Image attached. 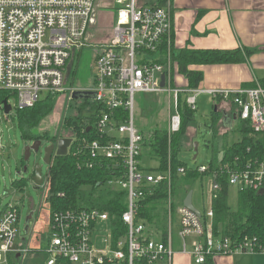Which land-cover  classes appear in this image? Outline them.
Masks as SVG:
<instances>
[{"label":"built area","instance_id":"2783aa9c","mask_svg":"<svg viewBox=\"0 0 264 264\" xmlns=\"http://www.w3.org/2000/svg\"><path fill=\"white\" fill-rule=\"evenodd\" d=\"M97 2L0 0V92L10 94L8 104L11 98L16 99L15 107L10 104L11 114L14 109L32 108L49 96L56 99L64 95L72 99L77 90L67 85L76 57L89 47L88 33ZM120 3L125 6L117 12L112 40L96 46L93 87L88 91L95 95L87 117L91 121L86 128V131L90 128L86 132L88 136L77 138L74 133L68 136L58 133L51 141L56 145L61 138H72L68 155L72 147L81 169H93L107 161L124 169V173L109 184L128 192L127 210L122 215L125 230L122 234L113 226L111 214L98 209L50 212L48 264H159L170 260L174 254L171 189L166 237L140 217L138 201L144 197L147 186L165 180L170 186L171 172H150L142 165L143 134L135 126L136 96L162 93L170 96L167 132L171 137L182 125L180 97L184 95L187 107L196 112L198 97L203 91L172 86L173 17L170 9L155 7L152 0H120ZM163 74L166 75L164 88L161 87ZM208 93L215 102L218 98H233L235 111L227 107L231 117H236L232 126L235 121L249 123L255 134H264L263 84L236 92ZM215 105L218 110L220 104ZM3 108L2 104L0 115L7 116ZM221 127L228 132L232 128L226 127L224 120ZM225 158L226 153L216 166H200L195 170L205 176L202 186L211 196V210L199 217L183 205L176 212L182 250L187 252L191 246L196 264H205L216 254L264 253L257 238L216 239L213 228L209 230L207 221L210 219L213 226L215 217L213 203L225 184L239 191L264 192V157L249 149L247 154L226 161ZM179 172L185 175L186 169ZM204 190L199 192L203 202ZM194 206L197 208L196 204ZM20 226L18 202L0 210V264L14 252ZM189 240H193L192 244Z\"/></svg>","mask_w":264,"mask_h":264},{"label":"trees","instance_id":"16d2710c","mask_svg":"<svg viewBox=\"0 0 264 264\" xmlns=\"http://www.w3.org/2000/svg\"><path fill=\"white\" fill-rule=\"evenodd\" d=\"M155 7H166L168 0H152ZM173 39V38H172ZM252 51L240 49L233 51L225 50H196L185 48L174 54L173 60L177 64V71L184 76L188 82V89H199L204 80V74L200 71L192 70L193 66L201 65H232L246 63ZM174 76V73H173ZM174 78L172 86L174 87ZM264 85V80L260 81ZM256 84L246 86V89L254 88ZM8 92H0V106L9 100ZM55 98L49 96L40 100L34 107L23 110H16L13 121L16 118L19 122L24 139L36 141L42 138L35 137L33 130L45 117L50 115L54 108ZM222 111H228L227 107L233 105V98L224 100L218 98ZM180 110L182 125L178 133L169 137L167 126L164 128H154L147 134H143L141 157L148 156L159 163L155 171L166 173L171 172V184L168 180L158 185L149 184L144 191L143 198L138 201L140 217L148 223L149 227L167 235L168 230V193L171 189L173 205V216L184 202L190 191H193L197 181L203 183L204 175L199 174L196 169H190L179 162L178 156L185 142H188L191 132L198 128L195 112L186 105L185 100L180 97ZM224 112H213L209 117L208 130L214 139L220 135H227L228 131L221 128L224 120ZM91 123L87 117L65 116L62 120V128H72L77 138L88 136L86 128ZM195 130V131H194ZM237 132L240 140L228 145L225 149L226 158H234L238 155L247 154L250 149L252 153L263 158L264 154V134H255L249 123H241ZM61 134V133H59ZM61 136V135H60ZM191 137V136H190ZM217 155L213 159L212 167L217 165ZM79 158L72 154L66 157L54 156L50 164L47 184L51 193L49 198L51 212L60 210L78 209H98L109 212L113 218V226L124 233L122 215L127 210L128 192L117 186L110 185L113 181L124 173L123 168H119L112 161H107L103 165L93 169L79 168ZM24 165V161H23ZM185 168L186 174H180L179 170ZM17 189L22 191L25 182L15 183ZM15 186V187H16ZM230 188L225 184L218 199L213 203L215 217L213 220V234L219 238H257L264 247V192H254L242 190L239 192L238 209L232 210L229 205ZM120 232V233H121ZM212 257L207 259L208 264H213Z\"/></svg>","mask_w":264,"mask_h":264},{"label":"rangeland","instance_id":"374dc122","mask_svg":"<svg viewBox=\"0 0 264 264\" xmlns=\"http://www.w3.org/2000/svg\"><path fill=\"white\" fill-rule=\"evenodd\" d=\"M124 6L125 3L121 5L120 0H98L93 23L88 33L87 42L89 47L76 57L68 87H73L77 91L92 89L96 46L109 43L112 40L117 22V12ZM171 54V75H173L174 67L177 65L173 60L175 54L173 44ZM174 84L176 85V77L174 78ZM182 99L185 100L184 95H182ZM170 101V96L165 93L159 95L138 94L136 96L135 112L136 129L142 134H147L154 128L166 127ZM9 102L15 107L16 99L11 98ZM54 102L52 113L41 120L38 127L33 130L35 137L40 136L42 138V146L38 153L32 151L26 164L29 167L26 174L23 173V159L27 145L33 144V141L24 139L18 119L16 118V121H13L12 116L16 113L15 109L9 117L0 115V210L8 204L16 202L19 203L21 210V226L16 240V254L11 255L10 260L4 257L3 260L6 259L4 264H48L51 258L49 253L51 232L48 229L51 193L47 185L50 166L44 162L45 149L52 145L51 138L58 133H64L66 136L73 135L74 130L72 128L61 129L63 118L65 116L88 117L91 114L90 104H92V100H73L60 95ZM197 108L195 112L196 122L198 123L196 134L194 132L190 133L189 141L184 143L178 156L179 162L190 169L211 166L216 155L218 156L217 161L218 159L222 160L226 147L240 140L237 132L240 123L237 121H235L231 131L227 132V135H220L217 139L213 138L207 125L209 124V117L217 111V106L212 104L210 97L200 95ZM195 144H198L197 151L195 150ZM36 165L41 166L44 179L43 185L37 190L33 188L31 182ZM142 165L149 171H155L159 167V163L148 156L143 157ZM19 172L22 173L18 174ZM156 173L158 172L156 171ZM21 181L25 182V187L22 191H19L15 183ZM203 190L202 182L197 181L193 189L194 203L200 209L202 215L212 208L211 196H208L207 190H204L206 195L204 193V202L202 201L199 192ZM239 190L237 187L230 189L229 205L235 211L238 209ZM201 201L205 206L200 205ZM31 202L34 204L33 209ZM32 211L35 213V217L30 220L28 232H26L27 219ZM178 223V217L175 214L173 216L175 238H177ZM203 224L206 225L204 220ZM207 225L209 230L213 228L210 219H208ZM22 248L24 252H21ZM18 251L21 253H18ZM18 254H21L19 259L17 258Z\"/></svg>","mask_w":264,"mask_h":264},{"label":"crops","instance_id":"0c3cea01","mask_svg":"<svg viewBox=\"0 0 264 264\" xmlns=\"http://www.w3.org/2000/svg\"><path fill=\"white\" fill-rule=\"evenodd\" d=\"M166 7L173 17L175 54L185 48L252 51L246 63L191 68L204 74L199 87L203 91L200 95L210 97L213 105L218 103L208 93L210 91L236 92L251 84L257 86L264 80V0H168ZM175 77V87L186 89L188 82L178 73L177 65L174 67V76L172 75V78ZM217 111L231 117V113L222 111L220 107ZM177 228L179 232V224ZM189 242L192 244L193 240ZM192 250L189 246L187 252H183L177 233L172 258L159 264H196ZM14 253L16 254V243L14 252L7 259L10 260ZM17 258H20L19 254ZM211 261L213 264H264V253L216 254Z\"/></svg>","mask_w":264,"mask_h":264},{"label":"water","instance_id":"95a60500","mask_svg":"<svg viewBox=\"0 0 264 264\" xmlns=\"http://www.w3.org/2000/svg\"><path fill=\"white\" fill-rule=\"evenodd\" d=\"M71 70V68H70ZM69 70V72H70ZM166 85V75L163 74L162 75V83H161V87L164 88ZM95 98V95L92 92H88V91H75L72 95V99L73 100H92ZM4 112L7 116H9L11 114L12 111V107L10 104H8L7 101L4 102ZM233 120H236V117H230V115L226 114L225 115V125L226 127H231L232 126V122ZM90 128L87 129L86 132H89ZM73 140L72 138H61L58 143L52 144L51 146H49L48 148L45 149V159L44 162L50 166L52 158L54 155L59 156V157H66L68 156V150L72 144ZM42 146V142L41 140H36L33 142V144H29L26 147L25 150V155H24V169H23V173L26 174L29 170V167L27 164V162L29 161L32 151H35L36 153H38L41 149ZM198 148V144H195V150L197 151ZM22 172H19L18 174H21ZM31 182H32V186L35 190L39 189L43 183H44V179L42 176V168L40 165H36L34 168V173L31 177ZM193 196H194V191H190L185 202H184V206L187 207L188 209L192 210L193 212H195L199 217H202L201 212L194 206L193 203ZM32 203V209L34 208V204ZM34 218V212L32 211L27 219V226L25 228L26 232H28V228H29V222L30 220H33Z\"/></svg>","mask_w":264,"mask_h":264}]
</instances>
